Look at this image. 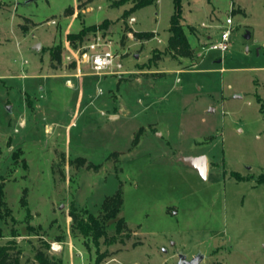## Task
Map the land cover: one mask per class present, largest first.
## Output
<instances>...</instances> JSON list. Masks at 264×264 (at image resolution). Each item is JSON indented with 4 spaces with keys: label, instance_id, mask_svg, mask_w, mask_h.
I'll use <instances>...</instances> for the list:
<instances>
[{
    "label": "rangeland",
    "instance_id": "obj_1",
    "mask_svg": "<svg viewBox=\"0 0 264 264\" xmlns=\"http://www.w3.org/2000/svg\"><path fill=\"white\" fill-rule=\"evenodd\" d=\"M117 1L0 0V246L13 241L19 264L36 250L61 264H264V0H182L190 58L166 52L172 0L127 17L132 0ZM226 28L228 49L210 50ZM92 43L120 72L76 62ZM202 155L205 179L178 161ZM118 190L113 241L72 231L70 212L97 215Z\"/></svg>",
    "mask_w": 264,
    "mask_h": 264
},
{
    "label": "trees",
    "instance_id": "obj_2",
    "mask_svg": "<svg viewBox=\"0 0 264 264\" xmlns=\"http://www.w3.org/2000/svg\"><path fill=\"white\" fill-rule=\"evenodd\" d=\"M128 0H119L114 2L113 5L120 6L126 3ZM157 0H132V7L129 10L123 12V17H127L130 13L139 10L141 8L153 5ZM173 4V12L169 20V37L166 43V52L174 57L180 58H190L192 56V50L189 46L186 34L183 30V27L180 23L181 14H182V0H172ZM107 27V23L103 22L99 25L92 26H82L76 33H68L66 35V41L70 45H74L75 43H81L86 35L89 33H95L98 29H104ZM130 32V31H129ZM133 38L135 40H147L152 37V33L149 32H133ZM60 54L61 49L56 47L50 51V60L53 62L54 60L57 63H60ZM53 67V65H51ZM54 68V67H53ZM142 129L138 131L136 134L133 144L138 142V135ZM74 164L83 165L85 160L82 158L75 159ZM88 168H95L96 166L87 165ZM123 204L122 192L118 190L111 196H107L103 199V202L100 207V211L97 215H92L91 213H85L84 217L75 214L74 212H70V218L72 221V231L78 230L83 236L87 237L91 241L98 244L100 239H104L106 242L113 241L115 237H108L106 228L110 221L115 220L118 213L121 210ZM5 203L3 201V189L0 185V211L5 209ZM116 233H120V231L125 227L123 220L118 219L116 221ZM12 236H15L13 233ZM13 244L14 242H8L4 246H0V264H19L18 252H13ZM47 246V245H46ZM48 249V246L46 247ZM28 264H61L59 261H56L55 258L47 255L46 252L42 250H36L34 253L33 262Z\"/></svg>",
    "mask_w": 264,
    "mask_h": 264
},
{
    "label": "built area",
    "instance_id": "obj_3",
    "mask_svg": "<svg viewBox=\"0 0 264 264\" xmlns=\"http://www.w3.org/2000/svg\"><path fill=\"white\" fill-rule=\"evenodd\" d=\"M134 21V18H131V22ZM226 24H231V19L228 17L226 19ZM130 35V33L128 34ZM230 36L229 28H226L221 31L220 40L216 43H213L209 49L217 50L220 52H224L228 49V41ZM98 45L95 43L90 44L83 55L80 57V61H76L78 64L87 65V67L93 72L97 74H102L106 72H120L119 69L122 68V65L119 61L118 56L112 53L110 50L99 49ZM79 72V68H77Z\"/></svg>",
    "mask_w": 264,
    "mask_h": 264
},
{
    "label": "water",
    "instance_id": "obj_4",
    "mask_svg": "<svg viewBox=\"0 0 264 264\" xmlns=\"http://www.w3.org/2000/svg\"><path fill=\"white\" fill-rule=\"evenodd\" d=\"M32 1V0H30ZM39 45H35L34 49H38ZM136 58V56H135ZM84 59V55H83ZM239 95H237L238 97ZM178 161L183 164L184 166L191 168L195 170L199 176L203 179L206 178L207 174V159L205 156H180L178 158ZM203 257L201 254L195 255L193 258L187 260L185 256L180 255L178 257V262L177 264H200L202 261Z\"/></svg>",
    "mask_w": 264,
    "mask_h": 264
},
{
    "label": "crops",
    "instance_id": "obj_5",
    "mask_svg": "<svg viewBox=\"0 0 264 264\" xmlns=\"http://www.w3.org/2000/svg\"><path fill=\"white\" fill-rule=\"evenodd\" d=\"M208 38H210V37H208Z\"/></svg>",
    "mask_w": 264,
    "mask_h": 264
}]
</instances>
